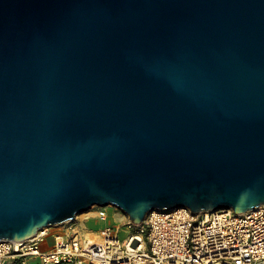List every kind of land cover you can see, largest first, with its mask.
<instances>
[{
  "label": "water",
  "instance_id": "water-1",
  "mask_svg": "<svg viewBox=\"0 0 264 264\" xmlns=\"http://www.w3.org/2000/svg\"><path fill=\"white\" fill-rule=\"evenodd\" d=\"M262 204L264 0H0V241Z\"/></svg>",
  "mask_w": 264,
  "mask_h": 264
},
{
  "label": "built area",
  "instance_id": "built-area-1",
  "mask_svg": "<svg viewBox=\"0 0 264 264\" xmlns=\"http://www.w3.org/2000/svg\"><path fill=\"white\" fill-rule=\"evenodd\" d=\"M105 221V206H93ZM137 229L119 240L106 225L97 231L75 221L59 230H38L24 240L0 241V264H264V204L192 212L187 207L152 210Z\"/></svg>",
  "mask_w": 264,
  "mask_h": 264
},
{
  "label": "rangeland",
  "instance_id": "rangeland-1",
  "mask_svg": "<svg viewBox=\"0 0 264 264\" xmlns=\"http://www.w3.org/2000/svg\"><path fill=\"white\" fill-rule=\"evenodd\" d=\"M107 209L108 218L105 221H101L95 217H93V213L95 211V207L89 208L87 211L82 212L75 217V221L81 227L86 229H90L93 231H97L100 228L109 225L114 230H117V237L119 240L126 238L130 233L137 229L136 226H132L131 228H127L126 225L122 224V221H126L128 218L127 215H124L119 209L112 207L110 205L105 206ZM60 225L52 226L49 228V232H54L59 230ZM32 264H36L34 261Z\"/></svg>",
  "mask_w": 264,
  "mask_h": 264
},
{
  "label": "bare ground",
  "instance_id": "bare-ground-1",
  "mask_svg": "<svg viewBox=\"0 0 264 264\" xmlns=\"http://www.w3.org/2000/svg\"><path fill=\"white\" fill-rule=\"evenodd\" d=\"M51 228V227H50Z\"/></svg>",
  "mask_w": 264,
  "mask_h": 264
}]
</instances>
